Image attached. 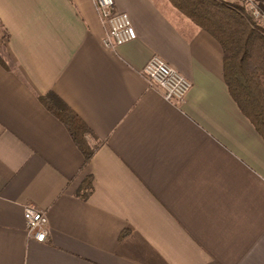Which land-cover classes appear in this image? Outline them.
Wrapping results in <instances>:
<instances>
[{
  "label": "crops",
  "instance_id": "crops-1",
  "mask_svg": "<svg viewBox=\"0 0 264 264\" xmlns=\"http://www.w3.org/2000/svg\"><path fill=\"white\" fill-rule=\"evenodd\" d=\"M114 6L136 37L109 48L92 0H0V264H264V138L220 44L168 0ZM152 55L190 81L182 101L148 85ZM48 93L91 131L87 162Z\"/></svg>",
  "mask_w": 264,
  "mask_h": 264
},
{
  "label": "trees",
  "instance_id": "trees-1",
  "mask_svg": "<svg viewBox=\"0 0 264 264\" xmlns=\"http://www.w3.org/2000/svg\"><path fill=\"white\" fill-rule=\"evenodd\" d=\"M181 13L210 33L220 44L223 77L243 113L264 138V28L243 5L230 0H168ZM264 12V0H256ZM44 105L64 124L87 162L95 145L80 117L52 93L43 94ZM90 180L81 188L84 197Z\"/></svg>",
  "mask_w": 264,
  "mask_h": 264
},
{
  "label": "built area",
  "instance_id": "built-area-1",
  "mask_svg": "<svg viewBox=\"0 0 264 264\" xmlns=\"http://www.w3.org/2000/svg\"><path fill=\"white\" fill-rule=\"evenodd\" d=\"M92 1L102 23L107 28L102 40L104 46L112 48L136 37V31L128 13L116 10L114 0ZM244 8L264 28V12L255 4L246 3ZM142 72L148 85L161 88L164 97L170 101H182L191 86L186 77L168 65L158 55H152L148 58ZM23 216L28 235L37 241H44L47 232L45 212L29 204L24 207Z\"/></svg>",
  "mask_w": 264,
  "mask_h": 264
},
{
  "label": "rangeland",
  "instance_id": "rangeland-1",
  "mask_svg": "<svg viewBox=\"0 0 264 264\" xmlns=\"http://www.w3.org/2000/svg\"><path fill=\"white\" fill-rule=\"evenodd\" d=\"M230 1L240 3V4L244 5V6H245L246 3H248V4H255L257 6L256 0H230Z\"/></svg>",
  "mask_w": 264,
  "mask_h": 264
}]
</instances>
